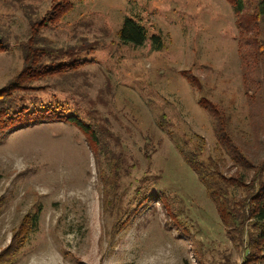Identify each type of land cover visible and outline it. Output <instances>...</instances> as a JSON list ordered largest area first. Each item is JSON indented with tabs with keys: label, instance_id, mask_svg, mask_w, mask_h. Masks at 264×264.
<instances>
[{
	"label": "rangeland",
	"instance_id": "obj_1",
	"mask_svg": "<svg viewBox=\"0 0 264 264\" xmlns=\"http://www.w3.org/2000/svg\"><path fill=\"white\" fill-rule=\"evenodd\" d=\"M126 17L161 45L124 44ZM237 19L226 0H0V90L22 75L17 104L98 135L49 120L1 139L0 255L39 215L2 264H264L246 263L248 232L224 226L182 153L264 187V19L255 45ZM237 187L230 202H251Z\"/></svg>",
	"mask_w": 264,
	"mask_h": 264
},
{
	"label": "trees",
	"instance_id": "obj_2",
	"mask_svg": "<svg viewBox=\"0 0 264 264\" xmlns=\"http://www.w3.org/2000/svg\"><path fill=\"white\" fill-rule=\"evenodd\" d=\"M226 1L235 9V13L238 17L237 26L240 30L241 36L253 33L252 31H254L253 36L247 39V41H251V43L255 45L256 30L254 27L258 25L261 19H264V0H253L250 8L254 9V12L250 15H247L246 13L248 2L250 0ZM119 37L124 44H133L135 46H143L149 39L152 44L154 43L157 45H161L162 41L161 36L159 35L154 34L149 36L145 26L142 25L141 22L127 17L123 21ZM8 47L9 45L6 39L3 38V36H0V52L7 51ZM39 52L43 56L42 51ZM245 55L247 57V62L249 57H251L253 59L254 68H258L260 70L258 60H261V57L263 56L257 58L253 51L252 54L249 55L248 53L247 56L246 53ZM30 59V56H27L25 62H28L30 65H35L33 61H30ZM45 68H43V70ZM37 69L35 68V70ZM28 70L31 72V70L34 69H30V67H28ZM21 78L22 75L11 85H8L6 88L0 90V141L4 136L10 134L16 129L30 127L49 120H64L74 124L85 134L89 135L90 141L93 144L98 142V135L96 132L85 125V123H83L76 115H64L65 119L56 118L58 113L54 110V108L29 109L26 106L24 107L22 104H17L16 98L12 97L13 94H15V91H18L17 89L20 86L19 81ZM209 107L205 105V108L211 111V107L210 109ZM224 127L225 125L222 127V125H218V123L216 125L218 141L226 150L229 151V154H231L230 156L233 158L234 153L232 150L233 148H231L232 144L227 139L226 134L221 135V131H224ZM182 153L186 162L197 173L198 177L206 187L209 196L216 205L224 226L230 230V233L236 232L237 234L242 235L245 234V232H248V255L246 263L259 262L260 260L264 261V187L262 186L260 190L253 193L254 187H249L246 182H243L244 179L232 180L230 178L220 177L218 168L212 159L207 162L198 161L196 155L195 157H189V154H186L185 151H182ZM234 186H238L237 188H245L244 191L246 192L247 197L253 193L251 202H246L245 200L236 202V204L230 202L232 201V195L229 193V188ZM149 195L154 199L160 197V193L158 192H150ZM38 218V214L27 217L26 223L21 225L18 234L13 237L8 250L0 255V264L3 263V259L6 254H15L24 246L25 239L28 238L27 236H29L37 227ZM247 222L250 223V225H247ZM10 250L16 252H8Z\"/></svg>",
	"mask_w": 264,
	"mask_h": 264
}]
</instances>
